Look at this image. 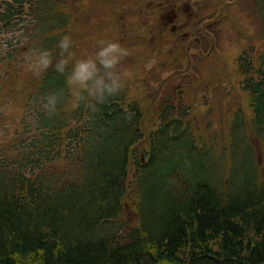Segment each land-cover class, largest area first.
<instances>
[{"label": "trees", "instance_id": "16d2710c", "mask_svg": "<svg viewBox=\"0 0 264 264\" xmlns=\"http://www.w3.org/2000/svg\"><path fill=\"white\" fill-rule=\"evenodd\" d=\"M72 4L0 0L5 77L22 70L36 46L55 48L75 16ZM258 72L263 77L264 59ZM248 86L256 110L264 91ZM57 90L70 102L65 75L40 74L26 94L25 133L0 146V264L28 253L39 264H264V181L246 176L229 191L214 183L178 195L158 150L156 175H136L139 225H129L128 166L141 109L114 95L95 110L84 103L65 110L62 101L49 114L41 97ZM256 119L264 126V111ZM63 157L69 162L59 172Z\"/></svg>", "mask_w": 264, "mask_h": 264}, {"label": "rangeland", "instance_id": "374dc122", "mask_svg": "<svg viewBox=\"0 0 264 264\" xmlns=\"http://www.w3.org/2000/svg\"><path fill=\"white\" fill-rule=\"evenodd\" d=\"M77 1V4L72 5L75 17L68 32L75 41L74 55L80 57L94 52L98 41L102 39L118 40L122 43L128 50V55L122 61V69L128 71L125 86L128 91V102L138 103L143 108L144 123L147 122L153 127L167 105L166 98L174 96L175 92H184L185 98L175 99L176 108L179 111L181 107L186 109L185 122L194 129L201 140L210 141L213 133L220 137L221 142L230 140V131L235 115L239 111L246 115L248 122L252 120L250 95L241 88L244 75L239 71L238 58L246 51L249 59L258 64L264 52V36L253 15L246 21L247 29L235 24V21L241 20L238 13L241 10L239 0H221L226 17L214 25L215 30L211 29L215 36L210 42L204 36L209 30L203 28L201 32L195 25L200 23L204 26L202 20L193 23L202 17L196 18L190 14L186 17L178 15L174 19L173 6L169 3L164 4L167 8L146 7L150 6L148 5L150 1L161 4L165 0ZM241 2L244 9H249V0ZM204 3L206 4L205 0ZM138 8L148 9L146 12L149 16L146 20L133 22V14ZM183 10L188 12L185 6L181 7L178 4L177 13L181 14ZM202 10L205 11V7ZM249 12L251 8L245 11ZM187 18L192 25H189ZM140 25L145 30L137 37L134 33L137 30L134 29ZM136 39L142 41L137 43ZM167 39H171L172 42L167 43ZM142 44L147 48L144 52ZM199 53L206 58L201 59ZM0 66H5L1 62V56ZM133 74L138 80H135ZM17 78L34 80V74L26 68L18 73ZM195 78L208 84L209 91L193 85L196 82ZM24 88L31 92L34 88L33 82L24 85ZM10 90L11 88L8 92ZM20 106L21 104L7 105L4 108L0 106V111L5 115L14 116L20 110ZM17 120L19 121L20 117L9 120L7 127H11ZM252 142L257 150H262L258 141L253 139ZM139 148L136 154L141 156L147 148V142L141 143ZM259 159L260 165L263 164L260 156ZM232 160L235 168L242 172L246 165L243 154L235 150ZM129 172L131 181L136 174V166L130 164ZM125 202L127 214L132 215L131 207H134V204L131 192L126 196Z\"/></svg>", "mask_w": 264, "mask_h": 264}, {"label": "clouds", "instance_id": "9594fccd", "mask_svg": "<svg viewBox=\"0 0 264 264\" xmlns=\"http://www.w3.org/2000/svg\"><path fill=\"white\" fill-rule=\"evenodd\" d=\"M75 41L71 35L61 36L54 49L36 46L27 56V68L34 75L54 68L65 75L68 90L73 98L65 100L63 90L50 92L41 97L43 110L56 113L64 101V108L76 107L84 103L86 108L95 110L107 98L124 89L128 79L127 69H122V61L128 55L127 48L118 40H100L94 52L76 57L73 52ZM17 264H39L35 253L17 257Z\"/></svg>", "mask_w": 264, "mask_h": 264}, {"label": "bare ground", "instance_id": "6f19581e", "mask_svg": "<svg viewBox=\"0 0 264 264\" xmlns=\"http://www.w3.org/2000/svg\"><path fill=\"white\" fill-rule=\"evenodd\" d=\"M254 87L257 92L264 91V75L263 77H258L254 80ZM256 111L261 113L264 111V102L260 101L259 105L256 107ZM230 133L238 140L237 151L240 153L247 149L246 137L252 133L253 137L264 140V126H256L247 129H233ZM195 152V151H194ZM216 173L210 169V163L207 159L203 158L198 163V171L196 179L193 183L192 188L198 189L208 188L214 185L216 181Z\"/></svg>", "mask_w": 264, "mask_h": 264}]
</instances>
